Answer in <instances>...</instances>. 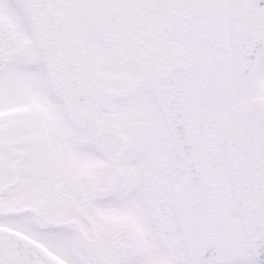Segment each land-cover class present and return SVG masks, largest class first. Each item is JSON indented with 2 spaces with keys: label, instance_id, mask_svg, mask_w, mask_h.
I'll return each instance as SVG.
<instances>
[{
  "label": "snow or ice",
  "instance_id": "1",
  "mask_svg": "<svg viewBox=\"0 0 264 264\" xmlns=\"http://www.w3.org/2000/svg\"><path fill=\"white\" fill-rule=\"evenodd\" d=\"M0 264H264V0H0Z\"/></svg>",
  "mask_w": 264,
  "mask_h": 264
}]
</instances>
